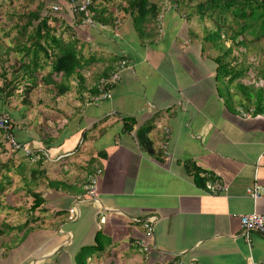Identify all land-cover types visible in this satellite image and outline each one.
Returning <instances> with one entry per match:
<instances>
[{
  "label": "crops",
  "instance_id": "crops-1",
  "mask_svg": "<svg viewBox=\"0 0 264 264\" xmlns=\"http://www.w3.org/2000/svg\"><path fill=\"white\" fill-rule=\"evenodd\" d=\"M153 2L159 12L142 37L129 15L120 14L113 30L75 24L74 32L82 30L74 33L76 48L93 60L82 65L81 79L73 74L64 80L67 88L56 97L52 86L37 82L32 94L52 95L43 103L31 100V118L30 103L0 106L17 127L14 139L37 152L31 157V191L43 200L31 210V259L18 264H75L79 248L93 245L96 232L102 248L85 264L264 259V232L249 231L246 239L238 220L242 213H264V194L255 201L245 194L253 181L264 186V85L248 87L246 99L237 87L239 77L215 78L218 51L203 38L211 27L195 3L173 0L161 9L162 0ZM52 4L75 13L66 0H51L48 7ZM108 6L112 9L111 2ZM88 26L92 40L83 36ZM11 43L3 38V46ZM119 60L124 65L110 96L94 102L98 79ZM128 119L131 128L124 130ZM140 127H147L150 151L137 142ZM65 158H70L67 171L55 167ZM46 160L48 167L42 165ZM190 164L199 169L198 179ZM68 171L77 175L68 179L76 185L69 192L53 184ZM37 175L43 183L35 181ZM89 176L95 179V197L84 193ZM214 182L222 188H210Z\"/></svg>",
  "mask_w": 264,
  "mask_h": 264
},
{
  "label": "trees",
  "instance_id": "trees-1",
  "mask_svg": "<svg viewBox=\"0 0 264 264\" xmlns=\"http://www.w3.org/2000/svg\"><path fill=\"white\" fill-rule=\"evenodd\" d=\"M70 1L77 6L81 0H66L67 3ZM10 2L11 0H1L0 8ZM23 2V8L9 12L4 10V18L1 20L2 26L10 23L9 28L0 36L1 107L6 106L13 98L19 97L22 98L20 102L27 106L30 103L28 96L39 81L52 86L53 97L60 95L67 88L63 81L73 74L81 79L79 70L82 65L93 60L92 57H84L80 49L76 48L78 40L74 35V25L89 24L84 21L82 12L78 11L70 16L64 9L52 10L51 5L48 7L51 0H23ZM110 2L112 9L108 6ZM194 6L200 18H210L214 21V27L206 29L203 38L218 51L213 58L216 63L215 78L227 76V79L232 81L241 77L242 69H236L231 65L234 57L228 61L225 58L231 52L232 45L247 47L264 37V0H199ZM86 10L93 25H107L112 30L118 25L121 15H129L133 29L139 37H142L146 25L155 22L159 6L151 0H88ZM227 15L231 17L230 21L234 23V27L227 24ZM115 21H117L116 24ZM225 27L230 29L229 34L226 33ZM246 35H250V39H247ZM239 36H241L240 39H238ZM4 37L9 38L11 45H2ZM224 40H229L231 44L225 47L222 43ZM41 68H46L43 75L39 74ZM106 75L104 72V76ZM254 75L256 79L259 77L257 73ZM237 87L242 89L246 99L251 96L247 86L238 83ZM256 92H261V89ZM0 114L7 115L8 131L13 134L17 127L12 122V118L4 111H0ZM131 122L128 119L123 124V129L130 130ZM146 132L147 127H140L135 137L141 149L150 151L151 142L146 137ZM0 134L2 135L0 151L3 152L7 150V144L3 134L1 132ZM9 159L0 164V180L3 179L0 181V193L3 190L2 181L8 182L5 174L13 170L10 164L12 158ZM189 166L194 178L198 179L199 169L192 164ZM17 168L20 169V166ZM27 194L32 197L28 207V213H30L31 210L38 208L43 200L39 192L28 189ZM29 221L30 219H26L22 225L18 226V230H22L19 241L24 239L30 230ZM10 228L12 227L6 223H0V234ZM96 234L98 233H95L93 245H83L79 248L75 264H85V258L102 248Z\"/></svg>",
  "mask_w": 264,
  "mask_h": 264
},
{
  "label": "rangeland",
  "instance_id": "rangeland-1",
  "mask_svg": "<svg viewBox=\"0 0 264 264\" xmlns=\"http://www.w3.org/2000/svg\"><path fill=\"white\" fill-rule=\"evenodd\" d=\"M1 1V0H0ZM156 1V0H151ZM192 1V3H197L199 0H188ZM24 7L23 0H11L10 4L3 5L0 8V36L4 30H7L10 26V23L5 25H1V20L4 18L3 15L4 10L6 12L14 11L16 9H20ZM231 17L227 15V24H230L231 27H234V23L230 21ZM208 26L211 28L214 27V21L210 18H205L204 20ZM87 34L83 36L90 37L92 40L93 32L90 30L91 28L87 27ZM226 33H230V29L225 27ZM135 31V30H134ZM75 32L82 33V30H76ZM93 35V40H94ZM247 39H250V35L245 36ZM241 36L238 37L240 39ZM4 39H6L4 37ZM225 39V38H224ZM227 45H230L228 40ZM5 43V42H4ZM93 43V41H92ZM226 45V44H225ZM89 53V52H85ZM229 55H233L234 57V67L236 69H242L243 74L238 78V82L247 86L249 88L254 87H262L264 85V37L260 38L257 41H254L252 44H249L247 47L243 46H231V52ZM229 59V57H228ZM45 73V72H44ZM259 74L262 78L256 79L254 74ZM262 73V74H260ZM33 93V92H32ZM30 93L28 96V101L30 102L28 107V117L31 118V100H36L40 98L43 103L45 101L46 95L48 97L52 95L49 93H41L40 91L34 92V94ZM22 98H13L12 103L17 104L20 102ZM49 100V99H48ZM12 107V106H11ZM2 135L0 134V138ZM8 157H11L10 159ZM7 159H9L12 164L13 170H10L5 175L8 177V182L5 180L2 181L3 190L0 193V223H6L11 226L10 230H6L0 234V264H16L19 260L25 259L29 261L31 259V212L28 213V207L31 204V196L27 194V190H31V161L27 160L23 155H20L18 152L14 155L8 151H0V164L4 163ZM70 158H65L61 160L55 167H59V169L67 171L68 167H66V163ZM44 167H48L50 165L49 161H45L42 163ZM20 166V171L18 173L14 172L15 167ZM72 171V170H71ZM42 176V175H41ZM35 181H40L43 183L42 177L38 175ZM77 178L76 174L69 175V171L67 174L60 175L57 180L53 181L54 186H57L60 189H66L67 192L74 191L72 187H76L73 182H68V179L74 180ZM3 180V179H1ZM0 180V181H1ZM70 181V180H69ZM33 212V211H32ZM30 219L28 227L30 230L27 235L19 241V238L22 235V230H18V226L22 225V223L26 220ZM14 253V255H13ZM18 264V263H17Z\"/></svg>",
  "mask_w": 264,
  "mask_h": 264
},
{
  "label": "built area",
  "instance_id": "built-area-1",
  "mask_svg": "<svg viewBox=\"0 0 264 264\" xmlns=\"http://www.w3.org/2000/svg\"><path fill=\"white\" fill-rule=\"evenodd\" d=\"M87 4L88 0H81L77 6L73 4L72 1L68 3L69 9L71 12H82L83 16L85 17V22L92 25L91 20L88 17L87 12ZM173 6L172 0H162V6L161 9H166ZM50 8L52 10L58 9L56 5H51ZM115 24L117 21L114 22ZM124 65V62L119 60L117 61L113 71H111L106 76H103L98 79L96 83V95L93 96V101L97 102L101 99L108 98L110 96V88L113 84H115L119 79V69H121ZM8 117L5 114H0V132L3 134L6 144H7V150L9 153L18 152L21 155H24L25 157L29 158L31 161V157H34V155L37 152H34L30 148H26L24 145L19 143L17 140L14 139L12 134L8 131L9 123H8ZM42 152V151H41ZM44 154V153H43ZM57 158H60L57 157ZM98 171H95V174H97ZM95 179L93 176H89L87 178L86 184L84 186V193L88 195L89 197H95L96 192L94 188ZM210 188L213 189H221L222 186L218 183L214 182L210 185ZM245 194L251 198V200L255 201L257 198L261 197L264 194V186L257 183L256 181H253L249 186L245 188ZM77 199L80 197H76ZM68 212V218L71 220L75 216V206H71L67 210ZM239 225L241 228V234L247 239V235L249 231H256L263 233L264 232V213H257V212H250V213H242L238 215ZM150 230V227L148 228ZM247 264H264V259L260 262L255 261H248Z\"/></svg>",
  "mask_w": 264,
  "mask_h": 264
}]
</instances>
